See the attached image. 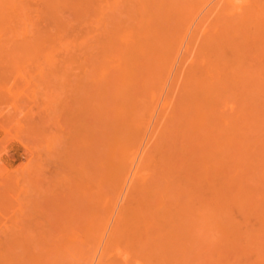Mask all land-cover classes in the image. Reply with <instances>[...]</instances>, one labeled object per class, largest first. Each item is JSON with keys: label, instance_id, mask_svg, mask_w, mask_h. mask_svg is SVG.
Wrapping results in <instances>:
<instances>
[{"label": "bare ground", "instance_id": "6f19581e", "mask_svg": "<svg viewBox=\"0 0 264 264\" xmlns=\"http://www.w3.org/2000/svg\"><path fill=\"white\" fill-rule=\"evenodd\" d=\"M0 52L87 86L86 231L40 264H264V0H0Z\"/></svg>", "mask_w": 264, "mask_h": 264}, {"label": "rangeland", "instance_id": "374dc122", "mask_svg": "<svg viewBox=\"0 0 264 264\" xmlns=\"http://www.w3.org/2000/svg\"><path fill=\"white\" fill-rule=\"evenodd\" d=\"M45 57L0 52V264H40L41 241L86 231V185L71 145L82 138L87 86Z\"/></svg>", "mask_w": 264, "mask_h": 264}]
</instances>
